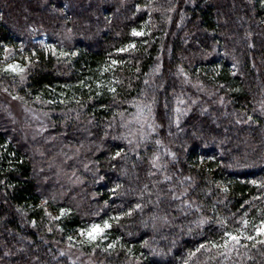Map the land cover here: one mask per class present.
Masks as SVG:
<instances>
[{
    "label": "trees",
    "instance_id": "trees-1",
    "mask_svg": "<svg viewBox=\"0 0 264 264\" xmlns=\"http://www.w3.org/2000/svg\"><path fill=\"white\" fill-rule=\"evenodd\" d=\"M0 90V264H264V0H0Z\"/></svg>",
    "mask_w": 264,
    "mask_h": 264
},
{
    "label": "rangeland",
    "instance_id": "rangeland-1",
    "mask_svg": "<svg viewBox=\"0 0 264 264\" xmlns=\"http://www.w3.org/2000/svg\"><path fill=\"white\" fill-rule=\"evenodd\" d=\"M34 39L35 41H40L43 44L49 45L47 37L44 34L35 33ZM9 65L18 66L20 68L19 62L16 60V55L12 52L8 54L7 57L4 58L2 70L7 69V71H11V70H8ZM15 72H20V71L17 70ZM0 100L4 102V104H6V107L8 108L7 111L8 112L10 111V114H11L10 117L12 118V120L15 119V122L17 125L18 124L22 125L28 131L27 134L33 133L34 135H36L37 131L38 132L43 131V128H44L43 125L44 126L47 125L46 123L47 121L44 115H42L40 112L27 106L25 103H23L22 100L15 98L14 96H9V94L3 90H0ZM59 175H60V178L62 179V173ZM105 228L106 227H104V225L100 226L101 231L99 233H94L95 239L89 238V232L92 228H89L88 230H84V231H79V236L82 240H87V241L96 240L103 234ZM258 235L260 236V239L261 238L264 239V235H260V234ZM255 236H257V234ZM252 237L253 239L257 238L254 236Z\"/></svg>",
    "mask_w": 264,
    "mask_h": 264
},
{
    "label": "snow or ice",
    "instance_id": "snow-or-ice-1",
    "mask_svg": "<svg viewBox=\"0 0 264 264\" xmlns=\"http://www.w3.org/2000/svg\"><path fill=\"white\" fill-rule=\"evenodd\" d=\"M133 35H139V33H136L135 31L133 32ZM123 51V50H121ZM113 63H116V61H113ZM8 70H11V71H23L22 68H19L18 66H14V65H9L8 66ZM245 225L247 224V221L244 222ZM104 227H108V224L107 222H105V225ZM101 231L100 229V226L99 225H93L92 226V229L90 230L89 232V238L90 239H95V235L94 233H99ZM257 233L260 234V235H264V221L261 222V225L259 228L256 229ZM224 236H226L228 239L224 241V245H217V244H213L212 246L213 247H221V246H227V244L229 243V241H234L236 243H239L240 241V236L239 235H234L232 234L231 232H225L224 233ZM246 239H253L252 236H247L245 237ZM262 243H264V241H261ZM205 246L203 244L200 245V247L197 249V251H200V249L204 248Z\"/></svg>",
    "mask_w": 264,
    "mask_h": 264
}]
</instances>
